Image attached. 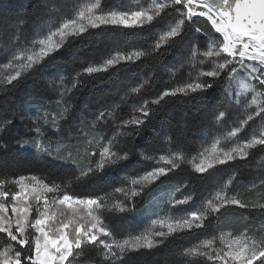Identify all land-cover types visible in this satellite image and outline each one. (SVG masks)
<instances>
[{"label": "snow or ice", "instance_id": "snow-or-ice-1", "mask_svg": "<svg viewBox=\"0 0 264 264\" xmlns=\"http://www.w3.org/2000/svg\"><path fill=\"white\" fill-rule=\"evenodd\" d=\"M64 8V14L46 26L33 28L27 18H21L19 35L0 57V91L19 93L31 77L41 73L49 77L50 91L35 98L34 114L26 116L31 139L17 143L64 160L74 182L86 180L93 185L113 173L125 172L137 156L153 164L142 175L125 176L119 187L110 183L94 186L87 195L70 191L68 185L51 178H8L5 174L0 178V264H80L81 260L97 264L93 253L102 257L99 264H125L129 253L156 248L167 237L216 233V222L233 206L255 209L261 221L258 227L253 226L254 217L238 234L219 231L179 255L203 258L195 264H264V203L229 195L228 185L240 182L235 175L215 192L201 197L194 191L171 200L172 208L195 204L197 199L199 205L179 218L152 220L160 230L117 239V228L111 223L117 214L140 211L134 198L149 185L168 178L185 161L183 151L145 155L155 150L151 141L144 140L149 130L155 139L177 147L172 129L157 130L153 123L165 104L199 99L206 102L204 119L212 127L220 125L221 131L227 128L223 134L234 147L217 151V139L212 153L204 150L192 158V171L202 179L212 180L221 167L250 160L253 149L264 152V0H150L133 11L106 9L100 0H64ZM113 26L151 32V43L116 50L100 63L86 60L85 53L91 51L88 37ZM81 43L84 47L78 48ZM177 53L182 60L199 61L200 65L206 59L207 65L195 77L164 87L154 99L141 96L130 105L127 118L120 114L125 110L121 105L142 86H129L112 104L105 103L109 93L103 92L96 97L95 111L76 105L82 89L101 81L105 73L148 58L159 62L166 54ZM257 122L262 125L259 130L253 128ZM12 124L0 113V133L10 130ZM66 127L76 135L65 136ZM86 128L95 133L91 139ZM52 137L75 139V154L61 155L62 146L53 147L58 141ZM260 167L254 179L264 188V165ZM109 187L110 191L105 190ZM256 187L253 182L252 188Z\"/></svg>", "mask_w": 264, "mask_h": 264}, {"label": "trees", "instance_id": "trees-1", "mask_svg": "<svg viewBox=\"0 0 264 264\" xmlns=\"http://www.w3.org/2000/svg\"><path fill=\"white\" fill-rule=\"evenodd\" d=\"M63 1V0H62ZM105 2L107 0H104ZM54 0H0V57L7 54L6 44H11L12 39L18 32L21 18H27V22L34 28L39 21L50 19L58 11V3ZM65 9L64 7L61 10ZM60 10V11H61ZM58 15V13L56 14ZM151 32H141L138 29L126 28L123 26H113L103 30L94 31L88 37V43L91 51L85 53V59L100 63L112 55L116 50H130L131 48H141L146 43H151ZM191 40V36L188 37ZM187 43V41L185 42ZM78 48H83L84 44H78ZM2 60H0L1 62ZM199 64V61H196ZM207 60H204V64ZM50 71L49 69L45 70ZM71 71V69H69ZM192 60L188 58L181 59L177 53L175 55L166 54L159 62L148 58L143 62L129 64L119 70H113L105 73L102 80L90 84L82 89L77 97L76 105L84 107L87 105L92 111H95L97 105L96 97L107 91L109 95L104 97L106 104H112L123 96L125 91L131 87H141L139 93H132L127 97L128 103L122 104L120 114L127 118L130 112L129 105L139 99L141 96L145 99H154L155 95L162 91L166 86H175L178 82L186 81L190 72H193ZM49 77L44 73L31 77L24 85L23 91L16 93H6L0 91V113H5L8 119L13 121L12 127L5 133H0V178H12L15 175H36L38 177L51 178L56 183L68 185L70 191L89 194L94 186L99 187L111 184V187L121 186L119 181L125 176L142 175L143 171L150 170L153 162L143 160L137 156L129 164L125 172L113 173L105 181H97L93 185L90 181H75L71 177V169L64 167L65 161L47 156L42 153H36L35 150L24 144H18L17 140H30L32 134L29 132L30 121L26 116L32 115L35 107L34 100L41 94L50 91L47 88ZM135 97V99H134ZM46 98V97H45ZM57 97H53L56 99ZM206 102L199 99L176 103H168L157 112V118L153 120L156 129H169L177 137V147H172L163 140L154 138V133H149L144 137L145 141H151L154 151H146V156L158 157L167 153L168 149L174 152L183 151L185 161L180 168L170 172L168 178H161L160 181L148 186V190L141 192L139 197L134 198L138 202L140 211L126 214H117L112 217L111 223L116 228V238L121 239L129 229H136L142 221L144 208L161 192L177 185H185L186 191H194L202 196L206 191L218 188L227 183L230 177L237 176L239 183L231 184L230 192L238 195L239 198L247 202L259 201L264 203V188L254 179L261 171L260 165H264V152L253 149L254 156L248 161H236L230 167H221L214 179H202L200 174L192 171V165L186 161L199 153L200 138L204 133L213 130L210 122L204 119V104ZM260 123V122H259ZM91 127L89 123V128ZM87 137H93L94 132L85 129ZM65 136H75L67 127ZM54 141L66 143V147L72 149L75 154L76 140L52 137ZM139 139V138H137ZM61 155L67 156L65 152ZM63 177V179H60ZM255 180V181H254ZM255 182L257 187L252 188ZM247 189V190H246ZM105 190L110 191L111 188ZM254 220V225H259V213L253 210L239 209L236 206L227 209L216 222L218 231L216 233L195 234L183 233L167 237L164 243L151 250L141 249L137 252H131L125 257V264H185L186 261L195 264L201 260L198 257H182L179 253L184 249L199 243L209 236L219 234V231H242L249 220ZM97 264H99V255L93 253ZM80 264H87L81 260Z\"/></svg>", "mask_w": 264, "mask_h": 264}, {"label": "rangeland", "instance_id": "rangeland-1", "mask_svg": "<svg viewBox=\"0 0 264 264\" xmlns=\"http://www.w3.org/2000/svg\"><path fill=\"white\" fill-rule=\"evenodd\" d=\"M54 1L56 2L55 4L58 3V6H57L58 11L56 13H54V15L50 19L44 20V21H39L37 23V25L34 26V28H36L38 26H46V25L52 23L56 19L57 16L64 14L66 9L61 10V8L64 7V0L63 1L62 0H54ZM82 2L83 3H95L96 0H82ZM149 2H150V0H107L106 2L104 0H100L101 5L106 9L126 10V11L136 10L138 6H146L147 3H149ZM57 13H58V15H56ZM16 35H19V33H17ZM16 37L17 36L14 35V37L12 39V43ZM12 43L8 44V45L6 44V47H4V48H6V52H8L11 49ZM1 62H3V61H1ZM205 65H207V63L204 65H200V64H198V62L192 61V68L194 69V71L190 72L189 76L195 77L199 71L204 70ZM0 76H2V72H0ZM135 103H136V101H134L131 104H135ZM130 105H129V108L131 109ZM261 127H262V125L259 122H257V124H255V125H253V128L255 130H259ZM224 131H227L226 127L224 128L223 131H221V126L216 125L215 128H213V130L211 132L204 133L203 136L200 138L199 153L204 151V150H207L209 153H212L213 144L216 142L217 139L219 140V144L216 145L217 151H219L220 148L227 150L228 148L234 147L235 146L234 143L231 140H229L228 138H226V136L223 134ZM87 138L91 139V137H87ZM63 142H65V141L58 142V145L54 143L53 147L62 146L61 152H65L68 154V152L71 151L72 149L67 148L66 143H63ZM172 152H174V151L171 149H168L167 153H165L163 155H168ZM192 158H189L186 161H188L191 164ZM257 181L259 183V180H257ZM230 186L231 185H228V194L229 195H236L235 193L230 192V188H231ZM185 188H186L185 185H177L176 187L174 186V187L168 188L164 192L159 193L152 200V202L144 208V211L142 214L143 220L139 222L140 223L139 227H137L136 229L127 230V232L125 233L123 238H125L129 235L134 236V235H139V234L146 233V232H154V231L160 230L161 226L159 224L153 225L151 223L152 220H155L158 218L159 219H165V220H167L168 218L175 219V218L182 217L186 211L195 210V208L199 205V199H197L195 204H193L192 202H189V204L179 205V206H176L175 208H172L170 206L169 202L171 200L182 199L184 196H188V195L192 194L191 191H186ZM177 189H179V190L177 191ZM216 190H217V188L214 187L213 189L206 191V192H215ZM205 193L203 195H205ZM163 230L167 231L166 227ZM239 232L240 231L236 232V231L231 230V229H229L228 231H224V233H233V234H238ZM123 238H121V239H123ZM217 247H219V243H217ZM98 258H99V261L102 259V257H100V256ZM198 258H200V257H198ZM200 259H203V258H200Z\"/></svg>", "mask_w": 264, "mask_h": 264}]
</instances>
